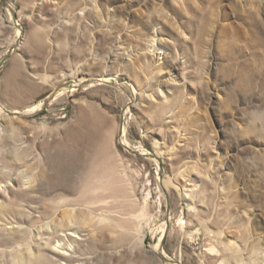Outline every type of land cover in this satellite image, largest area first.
Wrapping results in <instances>:
<instances>
[{"label":"rangeland","instance_id":"1","mask_svg":"<svg viewBox=\"0 0 264 264\" xmlns=\"http://www.w3.org/2000/svg\"><path fill=\"white\" fill-rule=\"evenodd\" d=\"M0 264H264V0H0Z\"/></svg>","mask_w":264,"mask_h":264},{"label":"water","instance_id":"2","mask_svg":"<svg viewBox=\"0 0 264 264\" xmlns=\"http://www.w3.org/2000/svg\"><path fill=\"white\" fill-rule=\"evenodd\" d=\"M72 82H74V81H69V82H67L66 84L69 85V84L72 83ZM61 87H62V86H61ZM61 87L57 88V89H56V90L50 95L49 99L52 98V97L55 95L56 91H58ZM49 99H48V100H49ZM32 111H37V108L27 109V110H24V111H17L16 113H18V114H26V113H29V112H32ZM123 131H124V124H123V121H122V123H121V127H120V135H121V136H122V134H123Z\"/></svg>","mask_w":264,"mask_h":264}]
</instances>
